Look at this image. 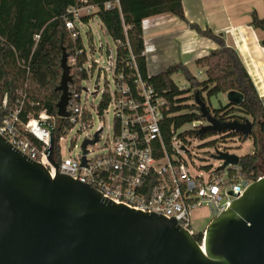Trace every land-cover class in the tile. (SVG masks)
<instances>
[{"label": "water", "instance_id": "95a60500", "mask_svg": "<svg viewBox=\"0 0 264 264\" xmlns=\"http://www.w3.org/2000/svg\"><path fill=\"white\" fill-rule=\"evenodd\" d=\"M61 65L57 115L66 118L72 77L65 49ZM225 99L241 106L244 96L230 91ZM195 100L209 123L203 130L252 137V121H219L198 93ZM97 141V134L86 139L85 153ZM54 146L51 131L52 163ZM212 157L222 163L218 170L241 160L218 148ZM0 264H264V179L212 220L203 249L175 220L115 204L69 176L53 177L0 134Z\"/></svg>", "mask_w": 264, "mask_h": 264}, {"label": "trees", "instance_id": "16d2710c", "mask_svg": "<svg viewBox=\"0 0 264 264\" xmlns=\"http://www.w3.org/2000/svg\"><path fill=\"white\" fill-rule=\"evenodd\" d=\"M86 1V4H81L79 0H0V127L8 111L17 106L22 108L20 118L24 123L46 112L54 116L59 125L55 130V149L58 150L59 138L66 134L62 127L64 120L57 115V105L62 95L57 87L63 74V50L71 55L76 45L79 49H85L82 37L75 44L66 28V19L74 20L68 10L75 6L92 5L96 11L90 16H81L80 20L89 24L92 17H98L106 33L114 40L117 47L116 73L123 72L126 81L134 84L132 78L138 71L157 95L168 101V109L161 122L166 145L170 146L174 140L183 143L188 136L205 138L219 133L209 128L203 130L207 126H201L204 120L202 114L198 116L184 112L186 109L181 96L187 91L177 86L173 75L181 74L189 84L188 91L195 90V94L198 93L204 102L205 93L208 98L230 91L244 96L241 106L227 103L213 113L207 109L222 122L252 120L255 151L241 157L240 166L244 176L257 175L264 161V102L238 52L227 44L225 34H217L209 27L203 29L196 23L188 22L182 0ZM107 3L112 4L110 9L106 8ZM164 14H173L185 20L190 29L217 44L216 49L195 62L202 70L203 79L194 76L183 63L173 64L165 71L149 76L148 61L144 54L143 22ZM251 26L264 30V18L256 11L252 13ZM261 45L264 46V40ZM85 62L84 50L80 64ZM80 77L82 80L87 79L88 72L83 71ZM4 100H7L6 109L3 108ZM100 104L101 108L106 106L108 98L104 97ZM193 122L200 129L176 135L179 129ZM220 133L242 137L235 131ZM195 239L202 242V236H195Z\"/></svg>", "mask_w": 264, "mask_h": 264}, {"label": "built area", "instance_id": "2783aa9c", "mask_svg": "<svg viewBox=\"0 0 264 264\" xmlns=\"http://www.w3.org/2000/svg\"><path fill=\"white\" fill-rule=\"evenodd\" d=\"M79 2L86 4L87 1ZM111 7V3L106 4V8ZM84 9L96 11L92 5L75 6L68 10L74 20L67 18L66 28L75 44L82 37L78 24L86 25L80 20L81 16H85L81 13ZM84 50L76 45L72 55L77 75L70 72L69 117L62 118L66 134L59 138L57 151L54 146L55 163L49 160L48 153L51 131L55 139V130L59 127L54 116L42 112L39 117L24 123L20 118L22 108L17 106L6 114L0 134L19 151L45 166L53 177L57 174L69 176L93 187L115 204L175 220L190 235L202 236L199 244L204 249L207 228L195 232L193 214L207 208L216 218L229 210L249 186L264 179V161L257 175L246 177L242 174L240 163L218 170L197 166L191 155L190 160L184 158L183 154L189 152L185 144H177L174 140L168 146L163 141L161 122L168 109V101L159 97L138 71L132 78L134 84L127 82L123 72L116 73V61L112 66L115 87L106 88L100 100L101 103L107 97L108 104L101 108L99 103L95 107L99 116L103 117L110 111L113 113V125L109 128L104 144L99 145L105 129L102 123L101 130L96 133L98 141L89 144L86 153L82 147L78 154L64 157L62 141L67 134L75 130L82 132L91 125L93 117V104L88 102L87 90L88 95L83 99L84 80L80 75L83 71L89 73L95 69V64L89 59L87 51L86 62L80 64ZM144 54L148 61L150 53L146 48ZM68 66L72 71L73 66ZM149 76H152L150 72ZM7 106V100H4L3 108ZM95 135L90 139H95ZM219 150L227 151L222 148Z\"/></svg>", "mask_w": 264, "mask_h": 264}, {"label": "rangeland", "instance_id": "374dc122", "mask_svg": "<svg viewBox=\"0 0 264 264\" xmlns=\"http://www.w3.org/2000/svg\"><path fill=\"white\" fill-rule=\"evenodd\" d=\"M248 3L249 0H236L229 6L232 19L235 23L246 21L249 22V27H252L250 22L252 17L251 13L254 9H257V6H251V8H248L246 7ZM89 12L90 11H88L87 9H84L81 13L83 15L88 14L90 16L94 11L90 13ZM175 18L179 17L175 16ZM78 25L81 26L80 32L85 44L87 55L89 59H91L92 63L95 64V69L89 71L88 78L85 79L82 83L83 99H85L88 95V91V102L89 104H93V117L91 125L85 128L82 132L78 133L75 130L67 134L65 140L62 141V153L64 157H68L70 155L74 156L78 154L82 150L83 142L86 139L92 138L97 132H99L102 128V123H104L105 129L104 133L102 134V140L99 144L100 146H102L107 137L109 128L113 125V113L110 111L109 114H104V116L102 117L97 114L95 107L100 103L102 93L105 91V89L108 87L113 89L115 87L114 72L112 66H114L116 61V43L106 33L98 17L96 16L92 17V20L89 22V24L83 26L79 23ZM146 25H148V22L146 23ZM147 31H149L148 26ZM221 33L224 34V32ZM204 41L207 42L210 47H212L209 50V53L217 48V44L213 40L204 39ZM73 54L68 55V65L73 66L71 74L77 75L76 65H74L72 57ZM188 67L194 76L203 79L204 75L202 73V70L198 68L195 62L190 63ZM172 78L181 90L187 91L181 96L182 103L186 109V111L184 112H192L200 116L201 113L199 107L196 106L197 103L194 97L196 91H188L190 89L189 84L181 74H175ZM204 98L208 109L212 113L216 109H219L221 106L227 104V100L225 99L224 94H219L217 96L208 98L207 94L205 93ZM249 120L252 121L251 119ZM208 125L209 123L205 119L201 121V126ZM198 129H200V126H197L196 122L188 123L181 129H179L176 132V135L184 134L186 132ZM176 143L180 145L185 144L186 148L188 149L189 152L183 154L184 158L190 160L189 155H191L197 166L212 169H217L222 164L220 161L212 157L217 147H221L222 149L227 150L230 154H234L239 157L251 155L255 151L253 137H249L248 139L244 140L240 136H230L224 133H213L206 136L205 138L188 136L185 142L182 143L181 141L176 140ZM213 219V215L210 214L207 208H203L202 210L195 212L192 216L194 231L202 232L209 226Z\"/></svg>", "mask_w": 264, "mask_h": 264}, {"label": "crops", "instance_id": "0c3cea01", "mask_svg": "<svg viewBox=\"0 0 264 264\" xmlns=\"http://www.w3.org/2000/svg\"><path fill=\"white\" fill-rule=\"evenodd\" d=\"M234 1L182 0V3L188 22L196 23L203 29L209 27L217 34L224 32L227 44L238 52L264 102V46L261 45L264 30H255L246 21L235 23L229 6ZM251 6H257L252 13L256 11L264 18L263 0H249L246 7ZM172 15H159L143 22L145 45L150 53L148 69L152 75L165 71L173 64L183 63L188 66L207 56L212 48L204 41L208 38L190 29L185 20Z\"/></svg>", "mask_w": 264, "mask_h": 264}]
</instances>
